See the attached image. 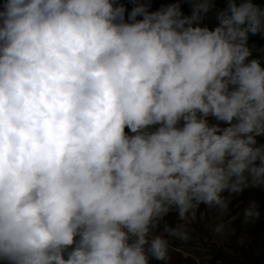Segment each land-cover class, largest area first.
I'll use <instances>...</instances> for the list:
<instances>
[{
  "label": "clouds",
  "instance_id": "9594fccd",
  "mask_svg": "<svg viewBox=\"0 0 264 264\" xmlns=\"http://www.w3.org/2000/svg\"><path fill=\"white\" fill-rule=\"evenodd\" d=\"M133 2L0 4L2 264H171L264 189V2Z\"/></svg>",
  "mask_w": 264,
  "mask_h": 264
},
{
  "label": "rangeland",
  "instance_id": "374dc122",
  "mask_svg": "<svg viewBox=\"0 0 264 264\" xmlns=\"http://www.w3.org/2000/svg\"><path fill=\"white\" fill-rule=\"evenodd\" d=\"M156 1V4H152L154 9L151 8L150 10L154 11L163 4L180 2L183 13L190 15L188 0H161V3L159 0ZM135 2L151 5L150 0H135ZM2 3L3 0H0V4ZM117 3L124 5L127 11H131L134 6L133 0H117ZM215 3L217 9L224 7L221 0H215ZM208 22L215 24L213 15L210 14ZM262 191L263 189L260 188H249L233 196L229 205L228 216L225 219L237 217L231 223V228L235 232L224 241L218 239L213 242L211 232L205 225L215 224L217 222L216 216L214 213L207 214L206 207L201 205L198 216L199 212H205V220L202 222L198 220L192 226V239L187 243L173 241L171 264H264V194ZM249 201H255L258 210L261 212V216L255 223L243 222V211L248 206ZM165 219L171 226L177 223L175 212L170 213ZM152 264H161V262L152 261Z\"/></svg>",
  "mask_w": 264,
  "mask_h": 264
},
{
  "label": "trees",
  "instance_id": "16d2710c",
  "mask_svg": "<svg viewBox=\"0 0 264 264\" xmlns=\"http://www.w3.org/2000/svg\"><path fill=\"white\" fill-rule=\"evenodd\" d=\"M159 1H160V3L162 2L161 0H159ZM156 2H157L156 0H150L151 8L154 9V7H152V4H153V3L156 4ZM221 2H222V4L224 5L225 0H221ZM261 2H264V0H261ZM155 10H157V9H155ZM251 40H252L253 42H255L257 46L264 45V40H260L259 37H252ZM259 192L261 193V190H259ZM262 192H263V194H264V189H263ZM0 264H2V262H0Z\"/></svg>",
  "mask_w": 264,
  "mask_h": 264
}]
</instances>
